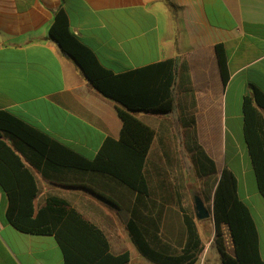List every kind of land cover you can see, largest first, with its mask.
Wrapping results in <instances>:
<instances>
[{
  "label": "crops",
  "instance_id": "0c3cea01",
  "mask_svg": "<svg viewBox=\"0 0 264 264\" xmlns=\"http://www.w3.org/2000/svg\"><path fill=\"white\" fill-rule=\"evenodd\" d=\"M60 9L68 15L71 33L115 75L176 61L174 112L167 117L138 114L157 133L147 160L150 199L143 212L160 213L163 239H186L184 217L189 213L183 208V192L174 188L164 169L165 162L176 161V150L185 143L179 117L190 114L193 95L197 141L220 173L227 168L235 175L238 196L257 224L261 248L264 198L245 141L243 101L252 93L251 85L264 91V0H0V111L93 160L106 139H120L122 121L114 104L88 84L49 38ZM219 44L228 59L226 85L216 54ZM3 139L31 159L26 164L40 186L37 209L50 198H60L105 234L119 230L121 223L127 230L129 199L134 203L135 195L128 194L125 202L114 181L44 169L26 147ZM7 208L8 197L0 186V264H64L54 236L18 232L6 220ZM195 223L203 242L200 221ZM261 255L264 260L262 250Z\"/></svg>",
  "mask_w": 264,
  "mask_h": 264
},
{
  "label": "trees",
  "instance_id": "16d2710c",
  "mask_svg": "<svg viewBox=\"0 0 264 264\" xmlns=\"http://www.w3.org/2000/svg\"><path fill=\"white\" fill-rule=\"evenodd\" d=\"M49 38L64 57L80 68L88 84L114 104L122 121L120 139H106L96 157L89 160L10 112L0 111V186L8 197L6 220L20 233L54 236L64 264L131 262L129 251L114 254L106 234L65 200L50 198L45 206L37 209L35 202L40 186L36 175L26 164L31 159L5 141L3 136L26 147L44 169L57 174L70 173L72 176L102 177L114 181L120 185L125 202L128 194L135 195L134 203L132 196L129 199L132 205L127 231L139 254L151 263L197 264L204 245L195 223L194 210L184 217L186 239H180L178 243L162 238L159 212H143L147 199H150L147 160L157 133L138 114L167 117L174 112L176 61L168 60L115 75L105 69L93 51L71 33L64 9L56 13ZM216 54L226 85L230 75L222 44L216 46ZM251 90L252 93L243 101L244 136L258 191L264 198V91L255 85H251ZM187 107L190 109L189 117L185 113L179 120L186 134L192 137L188 150L204 178L206 193L212 197L213 242L220 251L223 264H264L258 227L249 207L238 196L235 175L227 168L220 173L214 160L197 141L193 95ZM226 230L231 238L233 254L228 249Z\"/></svg>",
  "mask_w": 264,
  "mask_h": 264
},
{
  "label": "rangeland",
  "instance_id": "374dc122",
  "mask_svg": "<svg viewBox=\"0 0 264 264\" xmlns=\"http://www.w3.org/2000/svg\"><path fill=\"white\" fill-rule=\"evenodd\" d=\"M189 115L190 114L188 113V117ZM173 120H170V123H172ZM184 137L185 143L183 144V147L180 148L179 146V148L176 150V161L172 163V165H167L168 162H165L166 166L164 172H166L170 176L174 188L183 192V208L190 213L191 211L193 212V198L195 195H199L203 199L207 207H211L212 197L206 193V190L203 186L204 178L200 175L198 168L194 164L192 154L188 150L189 144L192 143V137L186 134V130L184 131ZM170 156H172V153L170 154ZM172 160L173 159H171V161ZM119 228V230L110 229L109 231H105L112 242L114 253L119 254L124 251H129L131 254V262L129 264H153L139 254L132 242H130V244L126 242L125 237L128 232L125 229L124 224L121 223V226ZM214 231V222L212 218L200 221V232L203 235L204 252L200 256L197 264H223L222 256L217 245L213 241L211 243V246L208 245L209 239L211 237L212 239H214ZM225 233L229 252L233 254V246L231 243L229 232L226 230ZM261 234V250L264 256L263 229L261 231ZM202 257L203 260L200 263Z\"/></svg>",
  "mask_w": 264,
  "mask_h": 264
},
{
  "label": "water",
  "instance_id": "95a60500",
  "mask_svg": "<svg viewBox=\"0 0 264 264\" xmlns=\"http://www.w3.org/2000/svg\"><path fill=\"white\" fill-rule=\"evenodd\" d=\"M193 210L198 221H203L211 217L213 218V205H211L210 208L207 207L199 195H195L193 198Z\"/></svg>",
  "mask_w": 264,
  "mask_h": 264
},
{
  "label": "bare ground",
  "instance_id": "6f19581e",
  "mask_svg": "<svg viewBox=\"0 0 264 264\" xmlns=\"http://www.w3.org/2000/svg\"><path fill=\"white\" fill-rule=\"evenodd\" d=\"M211 218H212V217H211ZM211 218H210V219H211ZM212 219H213V218H212Z\"/></svg>",
  "mask_w": 264,
  "mask_h": 264
}]
</instances>
